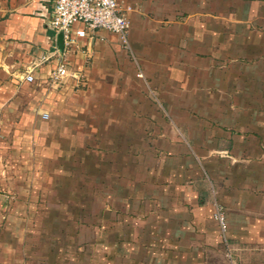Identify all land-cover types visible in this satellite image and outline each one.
<instances>
[{"label": "crops", "instance_id": "0c3cea01", "mask_svg": "<svg viewBox=\"0 0 264 264\" xmlns=\"http://www.w3.org/2000/svg\"><path fill=\"white\" fill-rule=\"evenodd\" d=\"M119 1L129 50L106 30L59 47L50 2L0 0V115L58 131L63 164L91 159V240L119 220L120 264H264V0ZM60 63L83 88L40 84ZM81 125L110 150H68Z\"/></svg>", "mask_w": 264, "mask_h": 264}, {"label": "rangeland", "instance_id": "374dc122", "mask_svg": "<svg viewBox=\"0 0 264 264\" xmlns=\"http://www.w3.org/2000/svg\"><path fill=\"white\" fill-rule=\"evenodd\" d=\"M131 62L132 67L137 69L139 64L133 59ZM65 76L39 82L56 91L63 86L83 88V78L79 76L68 83L69 75ZM56 96L53 99L56 100ZM148 97L153 100L154 96L149 92ZM54 110H57L56 105ZM1 115L0 264H120L121 255L117 254H122L121 245L124 244L120 242L123 224L119 220H109L112 240H91L94 229L89 226V213L101 204V197L105 200L102 192L106 188L90 186L94 176H90L91 159L83 158L78 165L77 160H73L76 166L70 161L63 164L58 157L45 153L56 151L59 144L63 145L64 139L57 135L58 131H46L47 127L35 122L32 125H26L25 120L19 122L21 114L17 117L18 125H12L9 117ZM93 131L91 126L81 125L68 127L61 133L68 136L64 137L62 133L68 150H73V145L78 144L83 155L90 148L101 153L109 151L106 140L91 134ZM100 152H96L98 160L102 159ZM58 164L62 165L61 169H58ZM100 177H105V174ZM48 178L49 186L46 183ZM215 209V219L216 213L220 212L226 222L222 208L217 206ZM106 229L99 224L95 230L104 232ZM220 234L223 235L221 229Z\"/></svg>", "mask_w": 264, "mask_h": 264}, {"label": "built area", "instance_id": "2783aa9c", "mask_svg": "<svg viewBox=\"0 0 264 264\" xmlns=\"http://www.w3.org/2000/svg\"><path fill=\"white\" fill-rule=\"evenodd\" d=\"M50 2L46 27L55 34L62 35L63 46H72L78 39L85 38L97 30H106L117 35L121 45L129 48L128 13L131 5H123L119 0H46ZM62 63L51 72V79L65 76ZM140 75V73H139ZM26 80L31 81L28 73ZM221 231H226V222L222 213H216Z\"/></svg>", "mask_w": 264, "mask_h": 264}, {"label": "water", "instance_id": "95a60500", "mask_svg": "<svg viewBox=\"0 0 264 264\" xmlns=\"http://www.w3.org/2000/svg\"><path fill=\"white\" fill-rule=\"evenodd\" d=\"M57 43L59 47H62V35L61 34H57Z\"/></svg>", "mask_w": 264, "mask_h": 264}]
</instances>
